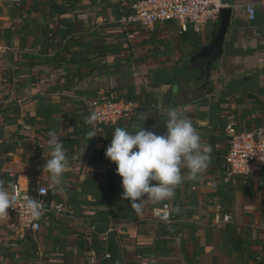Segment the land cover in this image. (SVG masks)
Instances as JSON below:
<instances>
[{
    "label": "crops",
    "instance_id": "1",
    "mask_svg": "<svg viewBox=\"0 0 264 264\" xmlns=\"http://www.w3.org/2000/svg\"><path fill=\"white\" fill-rule=\"evenodd\" d=\"M133 1L0 0V193L44 185L72 215L48 209L20 241L0 195V264H264V173L223 182L226 114L264 126V0H223L203 81L184 65L219 23L121 25ZM102 95L139 108L94 142L85 102Z\"/></svg>",
    "mask_w": 264,
    "mask_h": 264
},
{
    "label": "built area",
    "instance_id": "2",
    "mask_svg": "<svg viewBox=\"0 0 264 264\" xmlns=\"http://www.w3.org/2000/svg\"><path fill=\"white\" fill-rule=\"evenodd\" d=\"M22 0H8L16 4ZM130 12L118 19L121 25H135L142 29H153L155 25L175 23L179 32L184 33L191 26L195 32L209 24H218L220 11L228 8L223 0H134ZM248 18H254V8L246 5ZM10 50L0 44V55ZM89 120L93 129V141H97L102 125L118 126L130 121L137 115L139 104L135 101L117 99L107 95L98 96L85 102ZM227 139V152L224 157L226 174L223 179L229 184L233 177L246 181L249 177L264 173V126H256L249 130H239L233 113H227L224 124ZM3 208L11 221V229L20 241L25 237L34 238L41 228L40 216L45 211L55 217H64L69 212L62 203L48 202V189L37 184L29 189H22L15 180L1 191ZM158 219L165 223L174 222L168 204L161 206ZM216 222L229 223L228 213L217 212ZM105 254V258H109ZM41 264V263H37Z\"/></svg>",
    "mask_w": 264,
    "mask_h": 264
},
{
    "label": "water",
    "instance_id": "3",
    "mask_svg": "<svg viewBox=\"0 0 264 264\" xmlns=\"http://www.w3.org/2000/svg\"><path fill=\"white\" fill-rule=\"evenodd\" d=\"M230 15V8H224L220 11L219 25L214 38L205 46L196 50L184 65L185 71L188 74L195 75L196 80H205L212 62L220 57L224 37L230 23Z\"/></svg>",
    "mask_w": 264,
    "mask_h": 264
},
{
    "label": "trees",
    "instance_id": "4",
    "mask_svg": "<svg viewBox=\"0 0 264 264\" xmlns=\"http://www.w3.org/2000/svg\"><path fill=\"white\" fill-rule=\"evenodd\" d=\"M29 237H27V239H28Z\"/></svg>",
    "mask_w": 264,
    "mask_h": 264
}]
</instances>
